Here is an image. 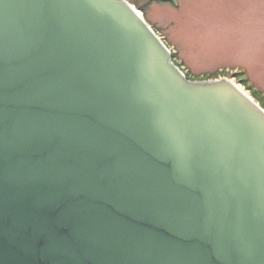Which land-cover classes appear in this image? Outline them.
<instances>
[{"label": "water", "instance_id": "95a60500", "mask_svg": "<svg viewBox=\"0 0 264 264\" xmlns=\"http://www.w3.org/2000/svg\"><path fill=\"white\" fill-rule=\"evenodd\" d=\"M231 81L126 0H0V264H264V110Z\"/></svg>", "mask_w": 264, "mask_h": 264}, {"label": "rangeland", "instance_id": "374dc122", "mask_svg": "<svg viewBox=\"0 0 264 264\" xmlns=\"http://www.w3.org/2000/svg\"><path fill=\"white\" fill-rule=\"evenodd\" d=\"M132 1L176 47L194 77L214 74L211 78L219 79L224 78L216 74L219 69H242L248 85L264 98V0H177L178 7Z\"/></svg>", "mask_w": 264, "mask_h": 264}, {"label": "bare ground", "instance_id": "6f19581e", "mask_svg": "<svg viewBox=\"0 0 264 264\" xmlns=\"http://www.w3.org/2000/svg\"><path fill=\"white\" fill-rule=\"evenodd\" d=\"M229 80H232V79H229ZM233 81V80H232ZM234 82V81H233ZM235 83V82H234ZM236 84V83H235ZM238 85V84H236ZM239 88L244 92L246 93L258 106H260V103L258 101H256L255 99H253V97L250 95V93L248 91H245L244 88L242 86L239 85Z\"/></svg>", "mask_w": 264, "mask_h": 264}, {"label": "trees", "instance_id": "16d2710c", "mask_svg": "<svg viewBox=\"0 0 264 264\" xmlns=\"http://www.w3.org/2000/svg\"><path fill=\"white\" fill-rule=\"evenodd\" d=\"M153 1V0H150V2ZM262 105V104H261ZM264 108V107H263Z\"/></svg>", "mask_w": 264, "mask_h": 264}]
</instances>
